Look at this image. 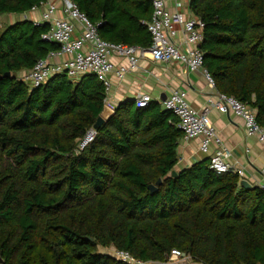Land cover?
Returning <instances> with one entry per match:
<instances>
[{
    "label": "trees",
    "instance_id": "trees-1",
    "mask_svg": "<svg viewBox=\"0 0 264 264\" xmlns=\"http://www.w3.org/2000/svg\"><path fill=\"white\" fill-rule=\"evenodd\" d=\"M48 1L0 0V16L19 17L0 24V264H127L100 251L111 247L148 262L178 249L203 264H264V190L209 161L178 170L183 133L157 102L121 103L76 153L106 105L103 82L20 78L60 48L42 38L50 24L23 18ZM72 1L104 40L151 46V0ZM190 9L205 24L200 48L216 89L256 109L264 127V0Z\"/></svg>",
    "mask_w": 264,
    "mask_h": 264
},
{
    "label": "built area",
    "instance_id": "built-area-1",
    "mask_svg": "<svg viewBox=\"0 0 264 264\" xmlns=\"http://www.w3.org/2000/svg\"><path fill=\"white\" fill-rule=\"evenodd\" d=\"M183 1L186 3L187 12L190 13L171 11L167 0H151L153 14L147 26L152 35V44L148 48H142L104 40L98 31L99 23H93L74 1L49 0L41 18L32 20L36 25L50 24L49 30L43 33L42 38L57 43L60 48L51 51L46 58L39 59L34 67L23 72L20 78L32 87H37L58 74H66L74 80H79L86 74H94L103 82L107 100L111 90L110 75L115 72L123 77L128 71L124 66L116 67L113 56L126 59L131 68L138 67L143 57H148L161 64L181 63L192 72L200 71L208 85L216 89L214 77L204 65V53L200 48L205 24L191 11V0H177L178 5ZM57 2H60L61 6H58ZM37 9L34 7L32 10ZM23 18H29V13L24 14ZM177 26L184 34L182 42L178 39ZM135 101L137 107L144 108L150 104L152 97L148 93H142ZM211 105L223 113L232 111L241 117L247 132L257 135L264 143V127L257 121L256 109L233 96L217 90V98L210 99L203 110H197L189 103L187 91L184 89L173 90L163 101L164 108L178 118V128L182 131L184 139L201 137L200 147L204 152L208 151L210 143L215 141L217 147L209 155V163L217 175L235 172L242 177L243 170L234 171L229 163L232 151L223 145L211 122ZM97 132L94 126L88 129L84 136L78 139L76 153L85 150L95 140ZM261 188L264 190V180ZM106 251H110L111 256L127 264H175L184 260H188L190 264H203L178 249H173L168 261L163 263L137 259L131 253L114 247L105 248L104 252Z\"/></svg>",
    "mask_w": 264,
    "mask_h": 264
},
{
    "label": "crops",
    "instance_id": "crops-1",
    "mask_svg": "<svg viewBox=\"0 0 264 264\" xmlns=\"http://www.w3.org/2000/svg\"><path fill=\"white\" fill-rule=\"evenodd\" d=\"M57 4L61 6L60 2ZM167 4L171 11L187 12L184 1L178 5L177 0H167ZM42 12L43 10L40 9L32 10L29 12V18L40 19ZM59 15H62L61 10H59ZM177 28L178 39L182 42L184 34L179 26ZM112 60L116 67L124 66L128 70L123 77L116 75L115 72L110 75L111 90L106 104L114 109L128 101L136 104V97L142 93L150 94L151 103L157 102L164 108V99L176 89L186 90L189 103L197 110H203L210 99L217 98V89L208 85L202 72H192L181 63L174 62L166 65L143 57L138 67L131 68L126 59L113 56ZM209 116L221 142L232 151V156L228 161L233 170H243L242 179L248 180L252 187L261 188L264 180V143L257 135H250L242 118L232 111L223 113L211 105ZM201 141V137L191 140L181 138L178 147V170L197 162L209 161V155L216 149L217 144L212 141L208 151L204 152L200 147Z\"/></svg>",
    "mask_w": 264,
    "mask_h": 264
},
{
    "label": "water",
    "instance_id": "water-1",
    "mask_svg": "<svg viewBox=\"0 0 264 264\" xmlns=\"http://www.w3.org/2000/svg\"><path fill=\"white\" fill-rule=\"evenodd\" d=\"M6 76L10 77L11 76V72H7L5 74ZM115 112V109L110 107L108 104L105 105L104 107V110L102 111V113L100 114V116L98 117L97 119V122L96 124L94 125L95 129H100V127L102 126V124L107 120L109 119ZM178 172L176 170L173 171V175H177ZM163 182V179L160 178L158 179L157 183L156 184H151L149 186L151 192H154L158 189L159 185H161ZM241 184L247 188H252V184L246 180V179H242L241 181ZM0 262H1V259H0ZM175 264H190V262L188 260H184V261H180V262H177Z\"/></svg>",
    "mask_w": 264,
    "mask_h": 264
},
{
    "label": "rangeland",
    "instance_id": "rangeland-1",
    "mask_svg": "<svg viewBox=\"0 0 264 264\" xmlns=\"http://www.w3.org/2000/svg\"><path fill=\"white\" fill-rule=\"evenodd\" d=\"M18 19H19V17H17V16L2 15V16H0V24L2 26H6V25L10 24L11 22H13L15 20H18ZM100 251L101 252L103 251V253H107V254L109 253V254H111L110 251L104 252L105 250H103L102 248L100 249Z\"/></svg>",
    "mask_w": 264,
    "mask_h": 264
}]
</instances>
